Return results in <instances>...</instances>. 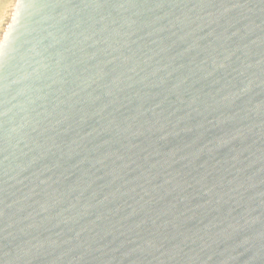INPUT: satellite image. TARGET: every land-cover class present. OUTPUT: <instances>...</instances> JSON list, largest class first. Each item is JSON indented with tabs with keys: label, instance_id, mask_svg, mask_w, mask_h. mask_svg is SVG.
<instances>
[{
	"label": "water",
	"instance_id": "obj_1",
	"mask_svg": "<svg viewBox=\"0 0 264 264\" xmlns=\"http://www.w3.org/2000/svg\"><path fill=\"white\" fill-rule=\"evenodd\" d=\"M0 264H264V0H0Z\"/></svg>",
	"mask_w": 264,
	"mask_h": 264
}]
</instances>
